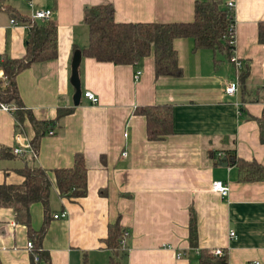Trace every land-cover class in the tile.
<instances>
[{"label": "crops", "instance_id": "1", "mask_svg": "<svg viewBox=\"0 0 264 264\" xmlns=\"http://www.w3.org/2000/svg\"><path fill=\"white\" fill-rule=\"evenodd\" d=\"M196 1L6 0L0 8V62L23 56V20L32 10L49 9L56 26L55 56L32 62L14 78L24 109L46 129L37 136L26 116L17 123L12 112L0 110V148L9 154L0 156V183H19L18 169L24 165L42 168L50 182L49 213L66 212L63 218H49L37 248L45 257L34 254L32 264H108L113 255L105 239L114 222L128 233L126 250L115 258L118 264H200L201 251L215 248L224 251L227 264H264V180L240 182L235 166H220L231 149L238 158L264 165L254 119L264 110V36L258 35L264 0H236L230 59L222 51L194 50L190 38L173 39L179 77L156 78L151 53L130 65L81 53L88 44L86 7L109 3L118 23H171L191 21ZM76 50L79 96L74 104L70 62ZM231 57L240 62L239 74L248 71L245 88L238 78L234 95L224 92L235 79ZM136 70L140 75L134 81ZM84 91L97 102L91 104ZM5 104L14 108L12 102ZM152 104L171 105L172 131L161 140L146 139L144 117L134 112ZM58 110L69 111L57 118ZM15 148L19 154L12 153ZM76 153L86 167V193L60 198L52 171L70 167ZM214 180L228 183L227 197L211 191ZM190 207L196 217L195 245L189 242ZM43 212L40 202L29 204L30 229L39 228ZM27 231L11 207L0 206V264H31L32 247L25 244L33 241ZM230 232L235 236L230 238Z\"/></svg>", "mask_w": 264, "mask_h": 264}, {"label": "trees", "instance_id": "2", "mask_svg": "<svg viewBox=\"0 0 264 264\" xmlns=\"http://www.w3.org/2000/svg\"><path fill=\"white\" fill-rule=\"evenodd\" d=\"M6 0H0V8L5 9ZM27 24V35L24 44V54L21 58L5 57L0 62V69L5 77L0 86V103L12 102L11 111L17 123L26 116L36 135L46 129L44 121L33 119L29 111L25 110L19 100L15 75L29 64L36 61H46L55 56V23L49 18L44 21H30L29 17L23 20ZM83 22L88 28V44L81 53L99 62H111L115 65H130L151 53L153 55L154 76L179 77L182 69L177 64L176 52L172 46L175 38H190L194 50L207 48L214 53H221L230 59L234 49V20L232 11L225 7L224 0H198L194 4L193 19L189 22L171 23H133L115 22L112 18V7L109 3L89 6L83 9ZM258 35L264 36V23L258 25ZM241 88H245L247 69L239 74ZM67 112L69 110H66ZM57 111V118L66 113ZM134 112L143 116L145 121V137L147 140H161L172 131L171 105L152 104L136 107ZM259 126V139L264 144V110L254 118ZM35 137L30 144L36 150ZM9 155L7 150L0 148V156ZM223 155V154H222ZM229 166H235L240 182L264 180V165L256 160L238 158L235 149L224 152ZM220 160V158H219ZM218 160V161H219ZM21 177L19 183H0V206L12 208L15 218L27 227L28 239L33 241L30 253L37 254L44 259L45 255L38 251L39 241L45 232L46 225L52 214L47 209V199L50 190L48 172L37 166L24 165L18 169ZM54 186L60 198L74 199L86 193V167L83 157L76 153L70 167L58 168L52 171ZM43 205V218L37 230L28 225V206L32 202ZM196 217L193 208L189 209V242L196 244L197 230ZM122 230L117 222L107 226L105 246L113 257L108 264H118L126 245L119 243ZM200 264H227V255H213L206 250L201 251Z\"/></svg>", "mask_w": 264, "mask_h": 264}, {"label": "built area", "instance_id": "3", "mask_svg": "<svg viewBox=\"0 0 264 264\" xmlns=\"http://www.w3.org/2000/svg\"><path fill=\"white\" fill-rule=\"evenodd\" d=\"M224 1H225V7L228 10L232 11L234 6H235L236 0H224ZM50 15H51V12L49 9H34L30 12L29 19H30V21H44V20L49 19ZM11 22H13V21L11 20ZM231 61L234 65L236 73H235V79L233 81L228 82L225 86L224 92L228 95L236 94L238 91V87H239L238 78H239L240 62L235 57H231ZM139 75H140V71L136 70L133 73V80L136 81L138 79ZM4 80H5V77L2 74V72H0V82L4 84ZM82 95L91 104H95L97 102V97L90 91H84L82 93ZM13 109L14 108H12V109L9 108L5 103H0V110L11 112ZM47 133L51 134L52 132H51V130H48ZM15 139L18 141L19 136L17 135L15 137ZM11 151L13 154H19L21 150L19 148H15V149H12ZM124 154H125L124 152L121 153V155H124ZM220 156H221V154L218 155L217 160H219ZM211 191L218 193L222 197H227L229 195L230 187H229L228 183L225 181L214 180L211 183ZM65 213H66L65 211H60L56 214H52V218L53 219L63 218L65 216ZM127 235H128L127 231L122 230V237L119 241V243L121 245L125 244V238L127 237ZM229 236H230V238L234 237L235 236L234 232H230ZM25 245H26L27 249H30L32 247L31 242H26ZM223 252L224 251L220 248H215L211 251V253L213 255H217V256L223 255ZM177 256H179V254H177ZM34 260H37V256L34 257Z\"/></svg>", "mask_w": 264, "mask_h": 264}, {"label": "water", "instance_id": "4", "mask_svg": "<svg viewBox=\"0 0 264 264\" xmlns=\"http://www.w3.org/2000/svg\"><path fill=\"white\" fill-rule=\"evenodd\" d=\"M79 59H80V52L79 51H74L72 58H71V62H70V83L72 84L73 88H74V96H73V103L76 104L77 98L79 96V86H78V80H77V66L79 63ZM225 157L221 158L222 163L220 164V166L222 167H227L228 166V162L225 160Z\"/></svg>", "mask_w": 264, "mask_h": 264}]
</instances>
